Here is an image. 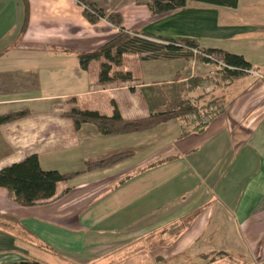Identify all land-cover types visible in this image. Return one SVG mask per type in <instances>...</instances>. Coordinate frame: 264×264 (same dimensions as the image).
Returning <instances> with one entry per match:
<instances>
[{
  "label": "crops",
  "instance_id": "0c3cea01",
  "mask_svg": "<svg viewBox=\"0 0 264 264\" xmlns=\"http://www.w3.org/2000/svg\"><path fill=\"white\" fill-rule=\"evenodd\" d=\"M89 1L107 14L119 13L127 32L163 41L190 39L205 51L239 55L256 75L227 79L202 62L201 67L210 68L207 72L214 76L213 82L209 79L210 96L223 106L202 133L170 121L142 133L105 137L92 125L75 131L72 122L56 112L31 113L0 126L9 149L29 151L21 159L5 158L0 170L33 154L42 167L44 153L66 147L86 146L84 163L136 150L131 159L109 169L65 172L82 174L59 183L52 200L33 207L17 205L0 188V264H42L36 257L46 252L66 264H122L127 260L135 264H201L208 255L211 261L222 257L217 253L223 254V259L261 264L264 0H237L235 8L189 1L164 16H153L140 0ZM27 2L28 27L19 37L22 1L0 0V86H10L12 92L2 93L0 97H5L0 101L18 104L71 97L81 110L95 109L111 116L113 108L83 106L92 101L83 89L99 84L104 60L92 62L82 71L78 56L103 46L118 29L105 20L89 23L76 0ZM144 56L124 55L121 67H112V72L129 73L131 81L139 80L140 74H146L151 83L167 81L157 78L165 76L159 63H149L139 72L144 62L152 61L142 60ZM72 58L75 63L68 66ZM130 59L135 60L133 66L138 64L137 72L129 66ZM54 60V64L47 63ZM55 85L74 89L64 93L43 90ZM138 95L129 93L128 101L117 102L123 119H142L156 112L153 107L142 111L140 91ZM136 143L145 146L140 159Z\"/></svg>",
  "mask_w": 264,
  "mask_h": 264
},
{
  "label": "trees",
  "instance_id": "16d2710c",
  "mask_svg": "<svg viewBox=\"0 0 264 264\" xmlns=\"http://www.w3.org/2000/svg\"><path fill=\"white\" fill-rule=\"evenodd\" d=\"M24 6L23 20L18 32L21 37L27 30L29 22V6L27 0H21ZM83 6V15L91 24H96L99 20L107 21L111 26L118 29V34L107 41L103 46L95 51L80 54L78 56L79 67L82 71H87L90 63L99 62L98 83L108 85L114 82L131 81L129 73L112 72V67L119 68L122 65L124 55H145L142 60H163L173 61L179 59H191L198 57L203 63L215 66L218 73L227 78L234 79L245 76L246 70L251 69L243 57L226 53L219 50L206 51L214 56L215 61H211L201 56H195L191 49H198L195 41L190 39H180L179 41H163L161 39H150L147 34L138 32H127L123 27V19L119 13L107 14L95 3L89 0H76ZM143 2L153 16H164L176 12L186 6L189 1L203 2L217 6H227L235 8L237 0H140ZM163 44V45H162ZM218 61L225 66L232 68H219ZM177 104V102H175ZM174 103V104H175ZM213 103V102H212ZM175 104V105H176ZM111 116H105L98 111L81 110L74 106L62 115L64 119L72 122L75 131L82 125H93L97 132L105 137L137 134L149 131L161 124L183 119L188 115L196 114L197 110L192 108L186 101H181L173 111H161L150 114L146 118L126 120L123 119L113 105ZM28 116L27 110L10 112L0 115V126L13 123ZM209 122L196 126L192 132L202 133ZM133 153H118L107 159L96 162L85 163V171L93 172L112 168L126 160L131 159ZM82 173H60L57 171H45L40 167L37 155H29L18 163L11 164L0 170V188L5 189L13 198V201L21 207H33L52 200L56 195L57 185L66 183ZM223 256L221 253H217ZM210 255L206 256L209 257ZM21 264H39L38 262H24ZM264 264V261L261 263Z\"/></svg>",
  "mask_w": 264,
  "mask_h": 264
},
{
  "label": "rangeland",
  "instance_id": "374dc122",
  "mask_svg": "<svg viewBox=\"0 0 264 264\" xmlns=\"http://www.w3.org/2000/svg\"><path fill=\"white\" fill-rule=\"evenodd\" d=\"M163 45V44H162ZM12 54V53H11ZM74 58L69 59L67 65L72 66L75 62H73ZM133 61L135 60H129V66L133 67L135 69V72L138 70V64L136 63L135 66H133ZM54 61H47L48 64H54ZM159 63L154 64L158 65L162 68L160 72L163 71V74L165 76L163 77H157L158 80H165L167 81H158L157 83H151L148 79V76L146 74H140L139 80H132L128 82H114L112 84L108 85H92V86H86L83 90H88V97L91 98V102H86L84 107L88 108H113V105H117V102L120 104L125 103V101H128L129 93L136 94V97H139V91L141 92V97L143 100L142 104V111L145 110L144 107H148L151 109V107L156 108L154 109L156 112L161 111H173L177 110L178 108H175L174 106H177L178 103H181V101H186L192 108L196 109L197 113L193 115H188L183 119L173 120L172 124H180L184 123L188 130H193L196 126L211 121L215 116L219 115L223 111V106L221 101L214 100L213 97L210 96V90L212 89L209 82V79H213V74L211 72L213 71V68L217 70V68L210 64L211 66V72H207V67H203L202 61L198 57H193L191 59H179V60H173V61H163V60H152L148 62H144L139 68V72L143 73L142 68L145 67V65H149V63ZM202 66V67H201ZM209 67V66H208ZM145 72V71H144ZM158 72V73H160ZM146 73V72H145ZM213 82V80H212ZM141 83H147L151 86H145ZM10 86H0V95L2 93H8ZM43 88V87H42ZM51 90H57L64 92H70L73 87H69L66 85H55L52 87H44L43 90L45 92ZM8 89V91H7ZM104 91V92H103ZM136 91V92H135ZM12 94V92H10ZM5 97V96H3ZM0 97V98H3ZM108 97H113L109 98ZM155 97V101H151V99ZM150 99V100H149ZM146 105H145V103ZM177 102V104L175 103ZM213 102V103H212ZM176 105H175V104ZM76 106V103L73 98L67 97L63 98L61 100L57 101H38V102H20L18 104H13L10 102L0 101V114H5L10 111H14V109H19V111L27 110L28 116L33 113H43L46 115L54 114L56 113H62L65 114L70 110V108ZM122 106V105H121ZM21 107V108H20ZM77 107V106H76ZM79 108V107H78ZM102 110V109H101ZM95 111V109L93 110ZM94 128V126L92 125ZM96 129V128H95ZM132 135V134H128ZM4 135L0 134V163H3L5 161V158L10 159H21L26 153L29 151L27 149H9ZM119 136V135H117ZM137 136V135H136ZM113 137V136H111ZM133 137V136H130ZM25 139V138H22ZM132 139V138H124V141ZM20 141V140H19ZM24 141V140H23ZM111 143L114 141V139L111 138ZM117 141V140H116ZM119 143V142H118ZM137 150V158L140 159L141 156H143V152L145 151V146H140L138 143H136ZM86 146H80L78 149L76 148H67L61 149L60 151H50L47 154L44 153L42 155V164L41 168L43 170H53L60 173L65 172H81L85 169V163L83 162V158L86 156L85 150ZM111 150V149H110ZM45 152V151H42ZM126 153H135L136 150L134 149H127L124 151ZM122 153V152H121ZM117 154V153H116ZM115 154L109 155V157L113 156ZM108 157V158H109ZM107 159V158H105ZM47 168V169H46ZM79 180H76L74 182H71L69 185L76 184ZM175 234V231L174 233ZM214 255V254H212ZM37 260L41 261L42 264H53L54 261L57 263L55 264H66V263H58L57 256L53 255L52 253L46 252L45 254H38ZM45 256V258H44ZM220 256V255H219ZM210 257H207L205 262H200L201 264H213L218 261L219 264H245L244 262H240L233 259H223L222 257H214L212 261L210 260ZM44 258V259H40ZM68 264V263H67ZM122 264H135L133 261H126ZM143 264H150L149 262H143ZM192 264V263H190ZM251 264V263H246ZM259 264V263H258Z\"/></svg>",
  "mask_w": 264,
  "mask_h": 264
},
{
  "label": "built area",
  "instance_id": "2783aa9c",
  "mask_svg": "<svg viewBox=\"0 0 264 264\" xmlns=\"http://www.w3.org/2000/svg\"><path fill=\"white\" fill-rule=\"evenodd\" d=\"M191 52L195 55V56H201V57H203V58H207V59H209V60H211V61H215V58H214V56H212V55H210V53H208V52H206V51H200V50H198V49H191ZM218 63V67L219 68H227V69H229V70H232V68H230V67H227V66H225L221 61H218L217 62ZM246 75H256V73L252 70V69H249V70H246L245 72H244Z\"/></svg>",
  "mask_w": 264,
  "mask_h": 264
}]
</instances>
